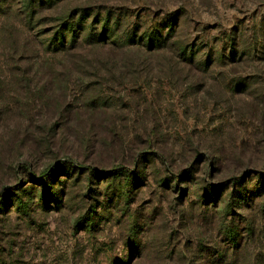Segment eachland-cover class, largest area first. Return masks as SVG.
<instances>
[{
  "label": "rangeland",
  "instance_id": "374dc122",
  "mask_svg": "<svg viewBox=\"0 0 264 264\" xmlns=\"http://www.w3.org/2000/svg\"><path fill=\"white\" fill-rule=\"evenodd\" d=\"M76 5L171 24L189 59L42 98L15 74L49 11L0 0V264H264V0Z\"/></svg>",
  "mask_w": 264,
  "mask_h": 264
},
{
  "label": "trees",
  "instance_id": "16d2710c",
  "mask_svg": "<svg viewBox=\"0 0 264 264\" xmlns=\"http://www.w3.org/2000/svg\"><path fill=\"white\" fill-rule=\"evenodd\" d=\"M76 1L22 0V12L32 25L42 11H49L43 21L48 28L38 37L40 49H31L18 58L26 66L15 74L40 97L54 95L66 101L70 96L81 97L93 91L102 94L101 100L106 95L102 81H108L110 74L114 81L116 77L125 78L127 64L139 63L149 69L155 61L149 54L164 50L189 59L186 45L176 39L171 24L141 31L129 21L124 29L127 17L123 13L106 9L95 12L94 6H78ZM126 54L142 56L134 60V55H127L129 59ZM87 103L94 105L93 101Z\"/></svg>",
  "mask_w": 264,
  "mask_h": 264
}]
</instances>
